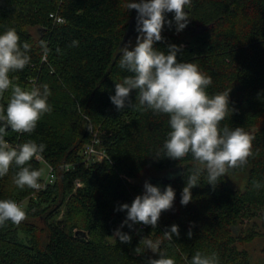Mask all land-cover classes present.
<instances>
[{
	"label": "trees",
	"instance_id": "1",
	"mask_svg": "<svg viewBox=\"0 0 264 264\" xmlns=\"http://www.w3.org/2000/svg\"><path fill=\"white\" fill-rule=\"evenodd\" d=\"M185 11L190 21L179 32L174 13L165 14L163 39L154 47L181 48L178 62L195 63L212 78L206 89L210 97L230 92L234 111L220 128L240 127L254 137L248 164L227 172L248 173L245 189H233L223 177L212 186L202 171L188 205L181 204V193L198 165L191 155L180 161L165 156L169 116L132 108L121 112L110 100L115 83L130 75L119 67V49L128 45L137 17L126 0H0V34L15 29L21 44L31 45L29 63L9 77L24 90L47 84L52 108L33 133L8 129L4 139L13 147L44 144L46 163L33 158L25 166L56 170L55 182L39 191L16 187L20 168L15 164L0 177V200L27 202L26 220L0 227V264H148L161 255L191 264L197 252L215 254L218 264H253L237 247L233 229L243 219L264 218V0H191ZM167 21H173L171 28ZM10 95L11 90L0 98L5 109ZM135 96L133 91L131 99L138 104ZM95 134L97 149L106 154L103 162H88L84 155ZM166 172L159 179L152 174ZM149 174L153 186L163 191L170 185L175 191L172 209L161 213L155 229L121 228L127 213L117 208L143 195L144 184L133 181ZM44 176L43 170L38 182ZM254 182L261 187L255 189ZM173 225L179 236L164 239ZM118 229L131 236L130 243L118 237L109 241ZM143 238L160 241L156 253L140 243Z\"/></svg>",
	"mask_w": 264,
	"mask_h": 264
},
{
	"label": "clouds",
	"instance_id": "2",
	"mask_svg": "<svg viewBox=\"0 0 264 264\" xmlns=\"http://www.w3.org/2000/svg\"><path fill=\"white\" fill-rule=\"evenodd\" d=\"M190 5L191 0H126L127 9L137 13L136 31L139 35L132 50H129L130 45L119 49V67L130 75L122 82L115 83V95L110 96L111 103L118 111L132 108L169 116L170 131L163 145L165 156L180 161L191 155L198 165L182 190V205L192 202V189L197 187L202 171L207 173L208 184L214 186L230 169L246 166L254 155V137L243 128H220L229 111H234L229 107L230 92L210 97L206 89L212 84V78L202 73L195 63L178 62L177 53L181 48L169 45L167 52H164L154 47L163 39L161 33L166 23L165 14L174 13L176 31H182L190 21L185 11ZM167 24L171 28L173 21H167ZM77 44V41H73V46ZM30 48L27 42L21 44L15 29L0 34V98L11 90L6 109L0 105V177L7 175L15 164L20 168L14 178L16 187L39 191L43 187L38 182L43 170H31L25 165L33 158L42 159L46 146L28 141L13 147L4 139L8 129L20 134L33 133L39 120L52 112L47 84L24 90L9 77L10 72L23 70L29 63ZM133 91L136 92L138 104L131 99ZM253 187L259 189L261 185L254 182ZM175 195L170 185L162 192L159 187L146 181L143 195L136 196L130 206L122 204L117 208V211L127 213L121 228L127 225L131 230L134 225L143 224L155 229L161 213L172 209ZM26 219V211L17 202L0 200V227L9 221L19 225ZM174 235L179 236L176 225L163 233L164 239L169 241ZM188 235L191 237V232ZM114 237H118L121 243L131 242V236L119 229ZM140 243L153 253L160 245V241L154 242L148 238H143ZM148 264H175V261L161 255L158 259L150 258ZM191 264H218V257L197 252Z\"/></svg>",
	"mask_w": 264,
	"mask_h": 264
},
{
	"label": "rangeland",
	"instance_id": "3",
	"mask_svg": "<svg viewBox=\"0 0 264 264\" xmlns=\"http://www.w3.org/2000/svg\"><path fill=\"white\" fill-rule=\"evenodd\" d=\"M138 35L139 33L135 34V36L130 40L128 45L136 46V38ZM43 170H44V175L46 176L48 173V169L46 165L44 166ZM169 173L172 172L170 171ZM169 173L166 172V173H152V174L155 178L159 179V178H165ZM150 175L151 174L146 175L144 180L142 179L134 180L133 183L145 184V182L147 181ZM223 178L233 189L244 190L248 180V173L240 174L237 176H232L226 173V176H224ZM26 204L27 202L24 201L21 207L25 209ZM233 235L237 240L236 242L237 247L240 250H244L249 253L250 259L253 264H264V218L256 217L252 219L250 218L243 219L238 224V226L233 229ZM249 235H254L255 239L251 242H246L244 239L247 238ZM115 238L116 237L110 238L109 241L114 242Z\"/></svg>",
	"mask_w": 264,
	"mask_h": 264
},
{
	"label": "built area",
	"instance_id": "4",
	"mask_svg": "<svg viewBox=\"0 0 264 264\" xmlns=\"http://www.w3.org/2000/svg\"><path fill=\"white\" fill-rule=\"evenodd\" d=\"M58 22H62L63 19L57 18ZM99 143V139L97 138V135L95 134L93 143L89 145L85 152L84 155L86 157V161L91 162V161H99L103 162L106 158V154L104 151H101L97 149L96 145ZM40 162H45L43 159L39 160ZM46 163V162H45ZM48 173L46 176H44L43 181L39 182L43 185L41 190L46 189L49 185L53 184L56 180V170L54 167L51 165H47ZM52 177H55V179H52ZM125 178V177H124ZM130 181V180H129ZM82 184L80 182H77V187H81ZM24 202L20 203L19 205H23Z\"/></svg>",
	"mask_w": 264,
	"mask_h": 264
},
{
	"label": "water",
	"instance_id": "5",
	"mask_svg": "<svg viewBox=\"0 0 264 264\" xmlns=\"http://www.w3.org/2000/svg\"><path fill=\"white\" fill-rule=\"evenodd\" d=\"M136 25H137V21H136V18L134 20L131 21V27H130V40L135 36V34H137L138 32L136 31ZM127 41L128 42H130Z\"/></svg>",
	"mask_w": 264,
	"mask_h": 264
},
{
	"label": "bare ground",
	"instance_id": "6",
	"mask_svg": "<svg viewBox=\"0 0 264 264\" xmlns=\"http://www.w3.org/2000/svg\"><path fill=\"white\" fill-rule=\"evenodd\" d=\"M72 167V166H71ZM72 169V168H71Z\"/></svg>",
	"mask_w": 264,
	"mask_h": 264
}]
</instances>
